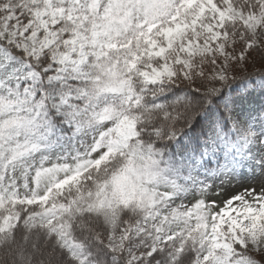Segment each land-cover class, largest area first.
I'll return each instance as SVG.
<instances>
[{
    "label": "snow or ice",
    "instance_id": "1",
    "mask_svg": "<svg viewBox=\"0 0 264 264\" xmlns=\"http://www.w3.org/2000/svg\"><path fill=\"white\" fill-rule=\"evenodd\" d=\"M0 264H264V0H0Z\"/></svg>",
    "mask_w": 264,
    "mask_h": 264
}]
</instances>
